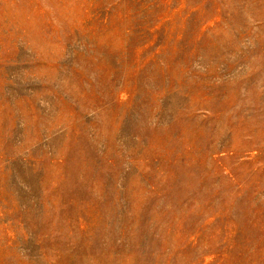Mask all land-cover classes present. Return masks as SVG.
<instances>
[{
  "label": "rangeland",
  "instance_id": "1",
  "mask_svg": "<svg viewBox=\"0 0 264 264\" xmlns=\"http://www.w3.org/2000/svg\"><path fill=\"white\" fill-rule=\"evenodd\" d=\"M0 264H264V0H0Z\"/></svg>",
  "mask_w": 264,
  "mask_h": 264
}]
</instances>
